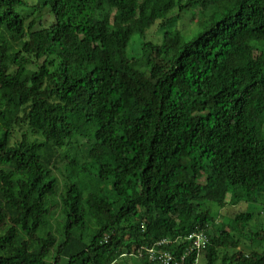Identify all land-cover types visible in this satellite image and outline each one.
Wrapping results in <instances>:
<instances>
[{
    "label": "trees",
    "instance_id": "obj_1",
    "mask_svg": "<svg viewBox=\"0 0 264 264\" xmlns=\"http://www.w3.org/2000/svg\"><path fill=\"white\" fill-rule=\"evenodd\" d=\"M27 4L0 0V264H158L138 250L163 239L180 264H264V0Z\"/></svg>",
    "mask_w": 264,
    "mask_h": 264
},
{
    "label": "rangeland",
    "instance_id": "obj_2",
    "mask_svg": "<svg viewBox=\"0 0 264 264\" xmlns=\"http://www.w3.org/2000/svg\"><path fill=\"white\" fill-rule=\"evenodd\" d=\"M28 4L27 6H25L24 8L21 9V11H26L28 8H30V4H34L36 3L37 0H27ZM39 15V17H38ZM35 17H38V20H41V24L43 25H48L50 22L53 21V16L51 15V13L47 12L45 9H40V12H36V14L34 15ZM204 18V17H203ZM202 19V17L200 16V14L198 15V13H194L193 9H189V11H187V14H185L183 17H181L178 21V25L176 26V28H178L180 31H182L184 34L186 35H192V30L196 28V32L198 33L201 30V27L198 26L200 20ZM160 21L157 22L155 25H153L146 34V38L148 40H153L156 42H161L163 40V31L161 30V25H160ZM196 34V33H195ZM194 36V34H193ZM134 41V43L129 46L128 48V53H132L135 49H136V45H139L140 47V43H141V38L139 35H136L132 38ZM137 43V44H136ZM132 50V51H131ZM202 181H205V179H203ZM228 200V199H227ZM210 206L213 208V210L215 212L219 213V220H226L229 219L230 217L234 216L236 213L241 212L243 209H246L247 204L246 203H240L238 205H232L231 203L227 202L225 206L220 207L217 206L215 204H210ZM255 210H259V208H256ZM51 215L48 217V221L50 223V225L52 226L51 229H49L50 231H52L54 234H56V236L58 238L61 237V232L59 229V220L62 219V211H61V204L59 202H55L54 205L51 208ZM257 220L255 221L256 224H264V213L261 215H257ZM212 232L215 229V225L211 227ZM206 235L208 234L205 231ZM208 238V236H207ZM262 243L261 242H255L251 248L252 249H262ZM51 260H53V253L51 254ZM137 260L134 257H131L129 259V263L130 264H137ZM123 261L119 260L117 262V264H121ZM206 260H205V255L203 252H201L198 260H197V264H205Z\"/></svg>",
    "mask_w": 264,
    "mask_h": 264
},
{
    "label": "built area",
    "instance_id": "obj_3",
    "mask_svg": "<svg viewBox=\"0 0 264 264\" xmlns=\"http://www.w3.org/2000/svg\"><path fill=\"white\" fill-rule=\"evenodd\" d=\"M188 240L190 242V250L197 249L201 251L207 245L208 238L204 230H198L188 237H185L184 240ZM180 237L176 240L179 241ZM175 241V242H176ZM169 242L174 243V241L169 239H163L157 242L153 247H140L138 250V256H143V250H146L149 259L151 261H155L158 264H180L178 258L175 256L174 251L166 250L161 248L164 244ZM188 248L183 252L180 256V260L184 261L186 256L188 255Z\"/></svg>",
    "mask_w": 264,
    "mask_h": 264
}]
</instances>
